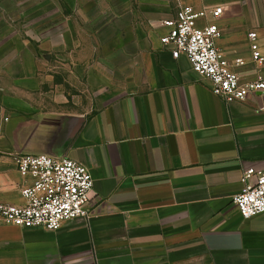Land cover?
I'll return each mask as SVG.
<instances>
[{
  "label": "crops",
  "instance_id": "crops-1",
  "mask_svg": "<svg viewBox=\"0 0 264 264\" xmlns=\"http://www.w3.org/2000/svg\"><path fill=\"white\" fill-rule=\"evenodd\" d=\"M107 70L88 114L38 72L35 52L0 62V203L21 205L18 155L68 158L93 180L89 217L56 231L0 224V264H264V214L234 204L245 169L264 170V94L226 104L187 58L160 44L183 6L221 7L216 47L244 82L264 75V0H67ZM207 22H198L205 26ZM88 48H86L87 50ZM88 49V50H89ZM31 58V60L29 59ZM92 58V57H91ZM87 64L88 61H85Z\"/></svg>",
  "mask_w": 264,
  "mask_h": 264
},
{
  "label": "built area",
  "instance_id": "built-area-1",
  "mask_svg": "<svg viewBox=\"0 0 264 264\" xmlns=\"http://www.w3.org/2000/svg\"><path fill=\"white\" fill-rule=\"evenodd\" d=\"M221 7L196 9L183 6L173 19L164 22L167 33L160 44L174 59L187 58L194 72L206 78L214 96L226 104L242 102L251 95L264 94V75L242 81L234 67L216 47L220 36L218 20ZM206 21L205 26L198 22ZM256 33L248 34L251 60L264 70V57L256 42ZM15 164L20 176L29 179L20 190L21 205L0 203V224L19 228H43L56 231L64 223L89 217L88 206L93 197V180L89 170L68 158L49 155H18ZM242 190L234 204L243 220L264 214V170L245 169L241 176Z\"/></svg>",
  "mask_w": 264,
  "mask_h": 264
},
{
  "label": "rangeland",
  "instance_id": "rangeland-1",
  "mask_svg": "<svg viewBox=\"0 0 264 264\" xmlns=\"http://www.w3.org/2000/svg\"><path fill=\"white\" fill-rule=\"evenodd\" d=\"M68 14L67 0H0V62L6 53L35 52L45 64L38 72L60 85L85 115L110 93L109 76L98 66L102 61L95 49H89L94 44L69 40L70 31L78 40L85 36L78 26H69Z\"/></svg>",
  "mask_w": 264,
  "mask_h": 264
}]
</instances>
